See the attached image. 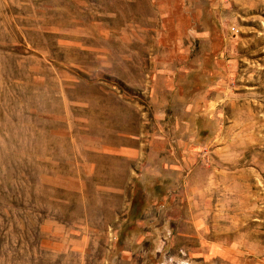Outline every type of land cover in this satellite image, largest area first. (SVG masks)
Segmentation results:
<instances>
[{"label":"rangeland","instance_id":"rangeland-1","mask_svg":"<svg viewBox=\"0 0 264 264\" xmlns=\"http://www.w3.org/2000/svg\"><path fill=\"white\" fill-rule=\"evenodd\" d=\"M199 234L264 264V0H0V264Z\"/></svg>","mask_w":264,"mask_h":264},{"label":"crops","instance_id":"crops-1","mask_svg":"<svg viewBox=\"0 0 264 264\" xmlns=\"http://www.w3.org/2000/svg\"><path fill=\"white\" fill-rule=\"evenodd\" d=\"M130 141L134 142V139L132 138ZM120 150L132 154L136 152L134 146L122 147ZM138 215L141 216L142 214H139L136 208L129 209L126 214L122 216L120 225H123V222H126L129 217L132 219ZM200 236L199 234V240H197V243L193 247H185L182 249V256L180 258L186 264L192 260L193 264L201 262L205 264H250L246 258L240 260L236 249L225 241L206 240Z\"/></svg>","mask_w":264,"mask_h":264}]
</instances>
